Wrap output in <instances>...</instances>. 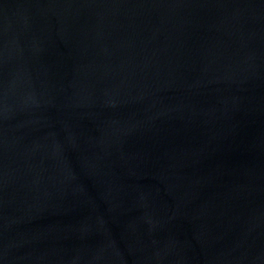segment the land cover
I'll return each instance as SVG.
<instances>
[{"label":"water","instance_id":"water-1","mask_svg":"<svg viewBox=\"0 0 264 264\" xmlns=\"http://www.w3.org/2000/svg\"><path fill=\"white\" fill-rule=\"evenodd\" d=\"M0 264H264V0H0Z\"/></svg>","mask_w":264,"mask_h":264}]
</instances>
